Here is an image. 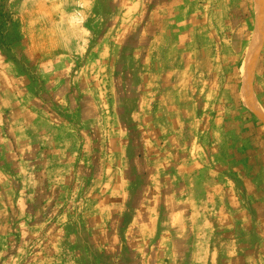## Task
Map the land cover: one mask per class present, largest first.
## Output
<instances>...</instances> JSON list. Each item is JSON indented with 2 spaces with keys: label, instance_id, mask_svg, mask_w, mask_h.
I'll use <instances>...</instances> for the list:
<instances>
[{
  "label": "rangeland",
  "instance_id": "obj_1",
  "mask_svg": "<svg viewBox=\"0 0 264 264\" xmlns=\"http://www.w3.org/2000/svg\"><path fill=\"white\" fill-rule=\"evenodd\" d=\"M5 2L0 0V52L7 63L1 66L0 72L13 76L11 82L21 100H33L53 115L65 134L77 137L71 169H67L71 192L66 205L57 209L56 206L49 209L52 196L43 191L27 192L37 180L29 173L30 168H25L30 167L26 159L29 153L23 148H17L16 154L11 152L15 157L14 169L9 168V177L4 173L7 171H0V185L4 187L0 200L7 199L9 187L10 198L31 203L32 218L16 224L17 239L10 241V247L15 251L28 248L32 261L37 260L41 251L46 254L57 251L58 260L63 264H88L89 260L81 257L84 251L79 250L86 246L76 244L74 234L95 230L94 226L102 231L105 224L96 223L105 217V206L113 205L114 220L120 216L123 202L130 199L129 203L137 201L139 206L129 207L123 221L127 219L128 222L138 214L139 224L118 223L112 227L117 231L132 228L144 236L142 240H123L124 248H137L141 256L138 261L129 257L121 262L171 264L173 258L180 263L185 259L203 263L207 257L209 264H264V42L252 77L253 103L244 94L243 73L258 29L257 0L183 1L184 9L174 24L179 35L177 42L183 38L184 27L186 31L191 29L190 38L196 39L198 16L202 18L206 14L210 26L220 19V36H224L228 45H234L230 57L225 55L220 59L215 58V53L211 57L205 55L214 58L213 63L206 66L194 60L171 63V57L156 62L157 43V48H152L155 57L149 54L159 29L142 22L131 32L121 31L119 0L112 1L110 18L96 13L103 9L95 8L93 0H64L63 45L43 57L44 48H39V53L35 54L20 46L19 19L5 12ZM142 9L147 13L145 20L148 22L151 9L148 4ZM217 13L219 16L215 19ZM188 15L191 17L187 19ZM41 19L44 20V14ZM126 21L128 18L124 25ZM193 48L171 49L170 46L168 49L170 53L175 50L177 55L182 56L183 52L194 59ZM173 58L183 59L184 56ZM231 59L234 61L229 62ZM207 83L210 87L213 85L216 92L212 97L202 94ZM186 84L192 93V110L183 128L181 121H177L180 112L171 111V102H180L171 96V86L178 92L187 88ZM122 120L131 127V134L138 136V127L143 125L145 131L169 137L171 159L163 152L153 161L134 159L136 156L122 160ZM171 121L175 126L171 127ZM148 140L156 142L152 138ZM158 147L150 143L144 147V152L151 154L155 152L153 148ZM128 151L132 152L130 146ZM170 160L172 168L180 160H197L201 165V180L197 176L196 182L187 185L191 193L185 191L183 185L175 188L177 195L184 199L200 197L209 201L206 224L188 220L186 225L176 226V229L188 227L187 235L196 236L195 239H172L169 233L173 228L171 217L163 218L162 209L156 207L157 202H152L160 198L171 200L163 192L171 183L166 169ZM142 171L153 173L152 180L140 175ZM200 181L202 183H197ZM45 185L48 187L49 183ZM129 186L131 192L127 191ZM211 201H215L216 206L211 205ZM83 216L91 217L85 220L88 227H85ZM44 218L46 223H43ZM106 220H110L109 217ZM90 221L95 225L89 224ZM153 225L166 232L165 239H158V232H151ZM22 232L33 236L30 240H22ZM185 232L181 230L179 235ZM174 250L177 255L173 257ZM49 260L54 263L55 257ZM0 263L14 262L11 257L0 254Z\"/></svg>",
  "mask_w": 264,
  "mask_h": 264
},
{
  "label": "crops",
  "instance_id": "obj_2",
  "mask_svg": "<svg viewBox=\"0 0 264 264\" xmlns=\"http://www.w3.org/2000/svg\"><path fill=\"white\" fill-rule=\"evenodd\" d=\"M112 1L113 0H93L95 8L102 7L103 9L102 12L96 11V13L110 18L112 15ZM183 1L184 0H119L120 5L117 11L122 18L121 20H123L120 23V30L127 33L131 32L135 26L137 29L142 22L144 24L149 23L159 29V31L157 30V35L153 40L155 43L151 45L149 54V56L155 57L152 48H157V45H155L157 43L158 56L155 58V61L158 63H161L165 58L168 59L171 57V63H175L177 60L185 63H188V60H194L195 63L199 62L201 66H206L208 65L207 63H213L214 58L209 59L212 56V53H215V58L220 59H224L225 55H228L229 57L232 56L234 45H228L225 43L224 36H220L219 34L221 33L219 29L221 24L218 23L220 22V19H216V17L219 16V13L214 17L216 23H212L211 26L208 21V15L204 14L201 18L199 14L198 37L196 39L193 38L194 40H192L190 38V34H192L191 29L186 31L187 27H184L185 32L182 33L183 38L180 40L181 42H177L179 35L175 32L174 24L176 22V17L180 16L182 14L181 11L184 9ZM144 4H148V7L151 9L148 10V17H150V19L148 18V22L145 20L147 13H143L142 9ZM151 5L153 6L151 7ZM181 5L183 8H181ZM3 8L5 12L13 14L19 19L21 47L24 46L25 49H29V51L35 54L39 53V48H44L45 52H41L43 57L61 49L63 45L62 17L64 13V0H6ZM42 14H44V20L41 19ZM189 17L191 16L188 15L187 19ZM127 18L128 21H126V25H124V20H127ZM185 34L187 35L184 36ZM15 40L16 42L19 41V39ZM170 46L171 49H191V47H194L195 57L194 59H191L193 58L192 56H185L183 52L180 53L179 51L184 58L174 59L173 57L182 58V56L177 55L175 50H171L170 53V50L168 49ZM205 55H209L210 57L208 58ZM5 60L3 52H0V69L3 64L7 63ZM232 61L234 60L231 59L229 62ZM216 62H218V59H216ZM12 78L13 76L10 73L7 72L6 74L5 72H0V171L1 169L7 171L4 173H7L9 177V168L12 167V170L14 169L13 159L15 158L11 152H15L16 154L17 148L19 150L23 148L25 153H29V156L26 159L29 161L27 163L30 167L25 166V168H30L29 173L34 176L35 180L37 179L35 184H31V186L28 187L27 192L43 191L45 195L48 194L50 197L52 196L49 203H53H48L50 210H52L54 206H56V209L61 208V206L64 207L71 192V179L67 176V169H71V155L74 151V144L76 143L77 137H75L74 134H65L62 128L57 124L56 120H53V115L49 112L46 113V110L41 108V106L33 100H21V95L17 94L14 84L11 82ZM175 85L177 86V84ZM186 86L187 88L185 87L178 92H174L171 86V96H175L176 100L180 101L177 103L171 102V111L180 112L177 121H181L183 128L187 126V120L191 118V116H188V113H191L192 110L190 99L192 93L189 91V85L186 84ZM206 87L205 90L203 89L202 94L206 97L214 96L216 92L213 85L210 87L207 83ZM178 97L183 98L179 99ZM207 99L205 98V100ZM121 122L123 125L120 127L124 132V148L120 151L122 153V160L133 159V157L136 156L134 159L141 161H148L150 159L153 161L158 158V154L163 152H165L167 157L170 156L171 159V141H169V137L162 138L156 131H145L142 129L144 128L143 125H139L137 136L131 134L132 131L129 130L131 129L129 125H126L123 120ZM171 124V127L175 126V122L171 121ZM149 138L155 139L156 142L149 141ZM133 139H135V141ZM129 140H132V142ZM150 143L160 147L153 148L155 152L148 154L147 152H144V147ZM129 146L132 150L130 154L128 151ZM166 165L167 173H170L168 180L171 183L166 186L163 192L169 195L171 200L160 198L158 200H152V202H157L156 207L162 209L161 212L164 215L163 218L166 216L171 217L173 228L171 227L169 233H171L172 239H195L197 238L196 236L193 237L189 234L187 235L190 230L188 227L180 226V229H176V226L181 224L186 225L188 220H195L194 222L206 224L209 217V201L202 200L200 197L196 200L184 199L177 195L175 188L179 187V185H183V189L188 193H191V188L187 185L188 183L191 184L193 181L196 182L194 178L197 176V179L201 180V165H199V163L197 164V160L187 162L180 160L177 165H172L175 166L174 168L171 167L170 160ZM183 167H187L188 169ZM37 169H39L38 172ZM168 169H171V172H169L170 170ZM137 175L138 174L135 175V178ZM140 175L145 177L148 176L150 180H152L153 173L150 174L148 171H142ZM53 181L54 183L52 184ZM47 182L49 183L48 187L45 185ZM131 183L134 184L132 181ZM197 183H202V181ZM130 186L127 188V191L129 192H131ZM152 186L153 184L150 187ZM3 188L4 187H1L0 185V193L3 191ZM179 190L180 189H178V191ZM128 194L130 196V193ZM129 200L123 202V209L120 207V216L114 220L112 214L113 205L105 206L104 209L107 210L105 217L99 218V222L96 223V225L102 223L105 224L102 231H97L98 228L94 226L95 230H86L83 233L78 231L74 234V242L78 245L83 244L86 246L85 249L79 248V250L84 251L81 257L88 259V264H126L121 262V260L129 257L138 261V257L141 256L139 249L124 248L123 240H142L144 235L141 234V231H132V228L126 229L125 231H117L112 227L116 226L118 223L119 225H122L123 223H126L127 225L139 224L141 218L138 214L132 216L128 222L127 219L126 221H123L124 213L128 211L129 207L138 208L139 206L137 201L129 203ZM210 204L216 206L215 201H211ZM31 206L32 205L28 200H16V198H10V188L8 187L7 199L0 200V247H2V249L0 248V254L11 257L14 262L13 264H63V262L58 260L60 256H58L57 251H52L50 254L41 251L37 260L33 259L32 261L29 259L31 256L28 248H18V250L15 251L13 247H10V241L17 239V236L15 235L16 224L26 223L31 220ZM107 217H109L110 220L107 221ZM86 219L90 220L91 217L83 216L85 227H88V221L85 222ZM43 221H45L43 223H46L47 219L44 218ZM91 222L95 225L94 221H90L89 224H92ZM157 223H159V221L156 222V224ZM181 230H183V232L186 231V235L184 233L180 236L179 233ZM151 232H158V239L166 238V232L161 231L160 227L154 226V231L151 230ZM32 236L33 235L30 233L22 232L20 238L26 241L28 239L30 240ZM114 240H119L121 242L112 243ZM158 251L159 250H157V252ZM54 253L55 255L53 256L55 257V261L52 263L49 260V257H53L52 254ZM80 253L81 251H79V256ZM176 255L175 250L173 253L171 252V256L174 257ZM179 255L183 256L182 253H179ZM175 260L171 258V264H209L207 257L203 263H194L192 259H188L189 261L185 259L184 263H180L179 260L176 262L177 260Z\"/></svg>",
  "mask_w": 264,
  "mask_h": 264
},
{
  "label": "bare ground",
  "instance_id": "obj_3",
  "mask_svg": "<svg viewBox=\"0 0 264 264\" xmlns=\"http://www.w3.org/2000/svg\"><path fill=\"white\" fill-rule=\"evenodd\" d=\"M257 24L258 29L255 33V37L251 44L247 59L245 61V65L243 68L244 79H245V95L247 99L253 103V94H252V77L255 66L258 61V57L263 46L264 42V0H257ZM257 27V26H256Z\"/></svg>",
  "mask_w": 264,
  "mask_h": 264
},
{
  "label": "trees",
  "instance_id": "obj_4",
  "mask_svg": "<svg viewBox=\"0 0 264 264\" xmlns=\"http://www.w3.org/2000/svg\"><path fill=\"white\" fill-rule=\"evenodd\" d=\"M5 1V0H4Z\"/></svg>",
  "mask_w": 264,
  "mask_h": 264
}]
</instances>
